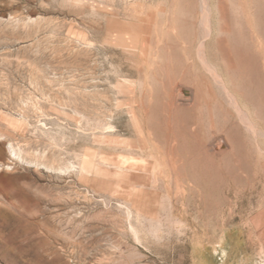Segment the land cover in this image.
<instances>
[{
  "label": "rangeland",
  "instance_id": "374dc122",
  "mask_svg": "<svg viewBox=\"0 0 264 264\" xmlns=\"http://www.w3.org/2000/svg\"><path fill=\"white\" fill-rule=\"evenodd\" d=\"M0 264H264V0H0Z\"/></svg>",
  "mask_w": 264,
  "mask_h": 264
},
{
  "label": "bare ground",
  "instance_id": "6f19581e",
  "mask_svg": "<svg viewBox=\"0 0 264 264\" xmlns=\"http://www.w3.org/2000/svg\"><path fill=\"white\" fill-rule=\"evenodd\" d=\"M10 154H12V153H10ZM132 230H133V228H132ZM137 235V234H136ZM140 241V240H139ZM216 249V248H215ZM222 253V252H221Z\"/></svg>",
  "mask_w": 264,
  "mask_h": 264
}]
</instances>
